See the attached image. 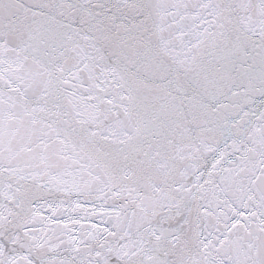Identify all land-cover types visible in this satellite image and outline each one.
I'll use <instances>...</instances> for the list:
<instances>
[{
  "label": "water",
  "instance_id": "obj_1",
  "mask_svg": "<svg viewBox=\"0 0 264 264\" xmlns=\"http://www.w3.org/2000/svg\"><path fill=\"white\" fill-rule=\"evenodd\" d=\"M0 264H264V0H0Z\"/></svg>",
  "mask_w": 264,
  "mask_h": 264
}]
</instances>
